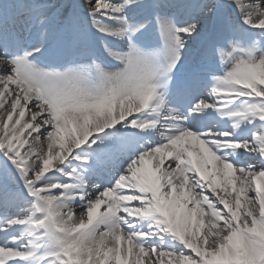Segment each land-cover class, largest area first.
<instances>
[{"label":"snow or ice","instance_id":"snow-or-ice-1","mask_svg":"<svg viewBox=\"0 0 264 264\" xmlns=\"http://www.w3.org/2000/svg\"><path fill=\"white\" fill-rule=\"evenodd\" d=\"M0 264H264V0H0Z\"/></svg>","mask_w":264,"mask_h":264},{"label":"bare ground","instance_id":"bare-ground-1","mask_svg":"<svg viewBox=\"0 0 264 264\" xmlns=\"http://www.w3.org/2000/svg\"><path fill=\"white\" fill-rule=\"evenodd\" d=\"M101 210H103V209H101ZM85 219H86V217H85Z\"/></svg>","mask_w":264,"mask_h":264}]
</instances>
